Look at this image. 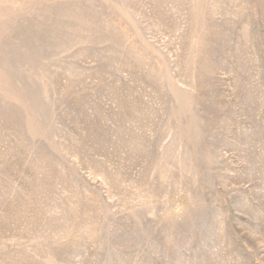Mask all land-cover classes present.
<instances>
[{"label": "rangeland", "instance_id": "374dc122", "mask_svg": "<svg viewBox=\"0 0 264 264\" xmlns=\"http://www.w3.org/2000/svg\"><path fill=\"white\" fill-rule=\"evenodd\" d=\"M0 264H264V0H0Z\"/></svg>", "mask_w": 264, "mask_h": 264}]
</instances>
